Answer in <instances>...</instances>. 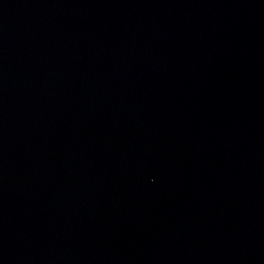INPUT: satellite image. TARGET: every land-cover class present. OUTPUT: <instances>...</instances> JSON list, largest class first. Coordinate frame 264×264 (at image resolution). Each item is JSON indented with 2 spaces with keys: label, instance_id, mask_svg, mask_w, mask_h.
I'll list each match as a JSON object with an SVG mask.
<instances>
[{
  "label": "water",
  "instance_id": "obj_1",
  "mask_svg": "<svg viewBox=\"0 0 264 264\" xmlns=\"http://www.w3.org/2000/svg\"><path fill=\"white\" fill-rule=\"evenodd\" d=\"M0 264H264V0H0Z\"/></svg>",
  "mask_w": 264,
  "mask_h": 264
}]
</instances>
